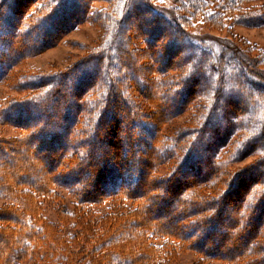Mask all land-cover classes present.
<instances>
[{"label":"trees","instance_id":"16d2710c","mask_svg":"<svg viewBox=\"0 0 264 264\" xmlns=\"http://www.w3.org/2000/svg\"><path fill=\"white\" fill-rule=\"evenodd\" d=\"M98 1L105 6L92 9ZM83 22L103 36L77 61L14 69ZM197 23L232 44L213 50L191 32ZM234 25H264V3L0 0V81L25 93L0 102V125L20 130L0 134V264H169L187 251L197 264H264V49L234 36ZM30 149L46 162L36 175ZM49 198L57 222L44 214ZM108 198L101 215L84 208ZM172 199L164 214L175 226L149 218ZM227 204L235 219L225 228Z\"/></svg>","mask_w":264,"mask_h":264},{"label":"rangeland","instance_id":"374dc122","mask_svg":"<svg viewBox=\"0 0 264 264\" xmlns=\"http://www.w3.org/2000/svg\"><path fill=\"white\" fill-rule=\"evenodd\" d=\"M159 2L166 9L172 7L174 4V0H159ZM253 3L255 4L264 3V0H253ZM104 6H105L104 2L98 1L92 4V9H99ZM33 8L34 5L32 6V9ZM190 30L194 36L203 39L213 50L216 49L219 50L225 44L226 45L232 44L229 34H227L226 31L219 32L201 23L195 24L192 28H190ZM232 32L234 36H237L238 38L239 37L244 38L251 45H255L257 46V48L264 49V25L259 27L234 25L232 27ZM102 36H103V27L91 24L89 22H83L77 25L72 30H69L56 45L43 50L39 54L27 58L26 60L22 61L20 64L16 65L14 69L22 73H35L39 71L62 70L70 63L77 61L82 55L85 54L88 48H93L96 44H98ZM154 89H156V87H154ZM24 94H25L24 92L16 91L14 88L10 87L3 81H0V102L4 99L19 97V96H23ZM152 97H154L153 94ZM244 104L245 103L243 101L242 102L239 101V105L243 106ZM158 108L162 109V111L167 113L170 112L172 108H174V106L169 105L166 108L165 106H161V107L159 106ZM192 114H193L192 110H189L188 112L185 113H181L170 124V127H174V126L181 127L185 125L186 122L190 120ZM19 132L20 130L16 127L9 125H0V134L4 137H13L19 134ZM27 153L29 155L31 154L33 155L32 160L36 159L34 161H37V159L39 158L38 165L40 169H38V172L35 173V175L39 174V172L42 171L41 168L45 166L46 162L43 160L40 153L37 151H33L30 149L27 151ZM2 156H4V154H0V157ZM258 157L259 155L257 153H254L243 157L239 161L233 160L231 162H228L227 170L228 172L229 171L232 172L234 170H242L245 167L249 166L250 164L254 163ZM11 162L12 161H9L8 159V163L10 164ZM167 170H168V165H165L159 170V173L165 174ZM56 190L60 194H62L64 202L68 205V210L72 211L73 209L72 204L74 202L72 196L68 193L67 190L63 188H56ZM216 193H218L217 190ZM174 200L176 199H172V201L169 202L168 204L163 203L162 205H159L161 206L160 207L161 209L151 211L149 214V218L153 220L161 221L170 227L175 226L178 222V218L173 216L172 214H164L166 208L168 207H171L173 209L176 208L175 204H173ZM5 202L7 201L0 197V205H2ZM110 203H111V199L108 198L104 200V202L101 204H90V205H86L84 208H86L89 213L91 212L93 214H96V216H98L103 214L105 211H107V209L110 206ZM57 205H58V201L56 200L53 199L51 200L50 198L45 200L44 214L49 221L57 222V214H56ZM227 205L228 208L225 210V212H230L231 217L226 218L225 221L223 222H220L221 225L225 228H227L235 219V217L232 215V210L234 205L232 204H227ZM213 240L214 238L212 239V241ZM218 251L231 253L233 249L222 248L221 250L219 249ZM199 257L200 256L193 251L180 252L178 254L177 260L172 261L169 264H197L196 262L198 261ZM18 264H51V263L45 261L31 262L28 259H26L20 261ZM202 264H220V261L211 259Z\"/></svg>","mask_w":264,"mask_h":264}]
</instances>
